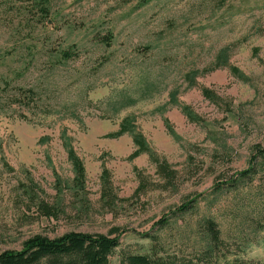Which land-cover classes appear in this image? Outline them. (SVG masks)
Returning <instances> with one entry per match:
<instances>
[{
  "label": "rangeland",
  "instance_id": "1",
  "mask_svg": "<svg viewBox=\"0 0 264 264\" xmlns=\"http://www.w3.org/2000/svg\"><path fill=\"white\" fill-rule=\"evenodd\" d=\"M258 144L264 0H0V252L120 228L111 264H264Z\"/></svg>",
  "mask_w": 264,
  "mask_h": 264
},
{
  "label": "trees",
  "instance_id": "2",
  "mask_svg": "<svg viewBox=\"0 0 264 264\" xmlns=\"http://www.w3.org/2000/svg\"><path fill=\"white\" fill-rule=\"evenodd\" d=\"M106 40H111V34L104 37ZM108 43V41H107ZM66 57L71 56L68 50L63 52ZM133 132L130 124L123 123L120 133ZM134 134V133H133ZM134 139L137 145L142 149H147L146 143L142 138L134 134ZM255 157L261 159L264 164V148L261 145L255 146ZM78 168V181L83 183L84 171L80 163L76 162ZM258 164L251 166L240 172H236L235 176L228 181H223L224 184L236 186L243 179H248L257 173ZM168 172V171H167ZM169 173V172H168ZM77 181V182H78ZM220 184L215 186L219 189ZM194 199L185 203L180 207V211H184L191 207ZM42 209L46 215H56L57 211L50 205H42ZM169 222V217L161 219L156 225L164 227ZM208 231L211 238L217 241L219 232L215 228L213 221L208 222ZM124 229L113 228L109 233H89L83 231H68L57 237H48L44 235H35L27 239L21 249H6L0 252V264H111L110 255L113 250L120 245ZM122 264H164L158 258L148 254L134 253L127 256Z\"/></svg>",
  "mask_w": 264,
  "mask_h": 264
}]
</instances>
